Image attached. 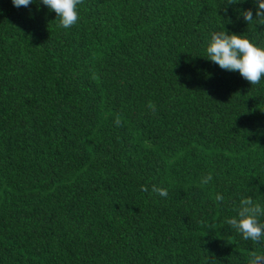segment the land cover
<instances>
[{"label": "trees", "instance_id": "trees-1", "mask_svg": "<svg viewBox=\"0 0 264 264\" xmlns=\"http://www.w3.org/2000/svg\"><path fill=\"white\" fill-rule=\"evenodd\" d=\"M228 2L83 0L65 29L41 0H0V264L264 254L226 223L264 206V77L207 55L219 31L264 49V25L241 15L256 0Z\"/></svg>", "mask_w": 264, "mask_h": 264}, {"label": "clouds", "instance_id": "clouds-1", "mask_svg": "<svg viewBox=\"0 0 264 264\" xmlns=\"http://www.w3.org/2000/svg\"><path fill=\"white\" fill-rule=\"evenodd\" d=\"M11 2L16 8H26L33 3V0H11ZM82 2L83 0H41L43 5L57 14L60 26L65 29L77 24L79 19L77 7ZM228 4H236V2L229 0ZM256 4L255 19L251 9L243 11L241 15L248 24L255 20L256 24L264 25V0H256ZM207 55L208 59L222 70L239 72L251 85L259 84L264 77V49L250 42L243 35L229 34L226 31L212 33ZM148 107L155 111V106L151 103ZM115 123L119 126L120 121L117 120ZM211 180L212 176L208 175L202 179L201 183L207 184ZM148 190L147 187L142 188L144 192ZM151 191L160 197L168 196L166 188L153 185ZM223 199L222 195L217 194V201H223ZM261 216H264V206L248 197L240 200L237 216L228 219L226 223L240 233L245 241L251 240L261 244L264 243V223L260 221ZM201 223L203 224L204 221ZM248 264H264V254L253 252Z\"/></svg>", "mask_w": 264, "mask_h": 264}]
</instances>
